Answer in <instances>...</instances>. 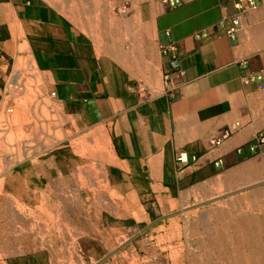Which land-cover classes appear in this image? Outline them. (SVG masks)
Instances as JSON below:
<instances>
[{
	"label": "crops",
	"instance_id": "0c3cea01",
	"mask_svg": "<svg viewBox=\"0 0 264 264\" xmlns=\"http://www.w3.org/2000/svg\"><path fill=\"white\" fill-rule=\"evenodd\" d=\"M132 1L147 3L139 8L150 23L152 45L142 53L139 42L131 59L100 52L69 20L85 15L48 0H0V45L22 32L54 101L109 131L115 156L108 159L106 179L119 193L165 194L167 201L197 209L244 193L243 237H264V145L249 150L264 130V0L243 11L234 7L236 0H183L175 8ZM234 17L240 28L231 39L220 25ZM214 26L209 38H195ZM172 42L186 73L173 96L163 86L168 59L161 53ZM236 122L239 132L211 148ZM180 151L190 165L176 162Z\"/></svg>",
	"mask_w": 264,
	"mask_h": 264
},
{
	"label": "rangeland",
	"instance_id": "374dc122",
	"mask_svg": "<svg viewBox=\"0 0 264 264\" xmlns=\"http://www.w3.org/2000/svg\"><path fill=\"white\" fill-rule=\"evenodd\" d=\"M48 1L62 10H74L77 14L85 15L70 17L69 20L96 44L100 52H109L111 57L131 59L136 56L139 42L142 53L152 45L150 23L144 16V9L140 12L139 8L141 5L143 8L147 6L145 1L140 6L132 0ZM124 7L126 10H123ZM23 37L24 34L20 32L16 40L0 45V113L4 107L10 109L12 90L22 91V96L32 90L38 96L32 107V115L42 117L40 123L46 125V130L40 136L21 142L2 135L0 171L10 168V173L21 181L32 173L34 176H49L51 173H60L64 177L72 175L75 183L72 186L66 183L62 187V194L69 195L72 190L75 192L82 182L93 190L89 191L90 196L100 194L101 200L95 201L103 206L99 209L91 202L88 207L77 208V212L89 213V218L77 221L64 217L67 208L63 202H59L61 207L54 214L59 217L56 227L61 231L45 232L43 238L37 237L29 242L9 238L5 245L0 244V264H264V237H243L246 231L244 193L226 195V199L223 201L220 198L222 202L213 208L197 209L199 205L191 202L167 201L165 194L119 193L117 187L109 184L106 179L108 159L115 156L109 131L103 125L86 122L82 115L69 112L54 101L33 61L27 42H21ZM17 60H22L19 79L15 77ZM12 103L14 107L15 103ZM0 129L6 132L1 119ZM38 138H41L39 142ZM18 147L23 150L20 154ZM82 150H85L87 158L94 152L101 153L105 157L104 162L88 159L79 164ZM20 161L24 162L21 164ZM34 161L40 163L43 170L32 171L30 163ZM74 161L76 163L72 166ZM46 182L49 184V179ZM81 232H84L83 235ZM70 243L75 248H71Z\"/></svg>",
	"mask_w": 264,
	"mask_h": 264
},
{
	"label": "bare ground",
	"instance_id": "6f19581e",
	"mask_svg": "<svg viewBox=\"0 0 264 264\" xmlns=\"http://www.w3.org/2000/svg\"><path fill=\"white\" fill-rule=\"evenodd\" d=\"M111 26V25H110ZM112 28V26H111ZM112 33V32H110ZM31 57V56H30ZM28 60V59H27ZM25 60V61H27ZM31 60V59H30ZM22 60L16 61V73L15 77L20 76V66ZM24 64V63H23ZM22 64V65H23ZM33 65V63L31 62ZM31 67V66H30ZM32 68V67H31ZM35 71V70H34ZM24 73V72H22ZM32 74V73H31ZM25 76V75H24ZM14 77V78H15ZM28 78V77H27ZM19 79V78H18ZM23 79V78H22ZM30 78L29 80H31ZM34 79V78H33ZM21 80V79H20ZM19 80V83L21 82ZM28 80V81H29ZM13 81V79H12ZM27 81V83H28ZM31 82V81H30ZM33 83V82H32ZM36 83V82H35ZM21 84V83H20ZM31 84V83H29ZM28 85V84H27ZM34 85V84H33ZM13 86V85H12ZM31 86V85H30ZM38 86V85H37ZM12 88V87H11ZM17 88V87H15ZM20 88V86H19ZM30 88V87H29ZM31 89V88H30ZM11 90V89H10ZM27 90V89H26ZM24 91V90H23ZM20 90H12L10 93L11 103L10 109H6L5 107L2 109L0 113V119L5 124L6 132H3L0 129V137L4 134L7 138L19 142L23 140H27L30 138H34L40 136L41 133H45V126L42 122L41 118L38 115H32V107L35 103V100L38 99V96L35 95L32 90L26 91L27 93L23 94ZM45 92V91H44ZM37 94V93H36ZM41 94V93H40ZM44 94V93H43ZM7 96H5L6 98ZM50 97V96H49ZM50 99V98H49ZM15 106L13 107V103ZM52 102V101H51ZM4 103V102H3ZM39 103V102H38ZM37 103V104H38ZM49 104V103H48ZM4 105V104H3ZM39 105V104H38ZM37 105V106H38ZM44 105V104H43ZM53 105V103H52ZM7 106V104L5 105ZM50 106V105H49ZM47 108H50V107ZM44 107V106H43ZM42 108V107H41ZM45 108V107H44ZM45 110V109H44ZM48 110V109H47ZM55 112V111H54ZM57 112V111H56ZM60 112V111H59ZM48 113V112H47ZM42 114V113H41ZM46 114V113H45ZM44 114V115H45ZM50 113H48L49 115ZM59 114V113H58ZM51 115V114H50ZM57 116V115H56ZM61 117V115H60ZM47 118V117H46ZM52 118V117H51ZM49 117V119H51ZM56 118V117H55ZM58 118V116H57ZM48 119V118H47ZM70 119V118H69ZM54 120V119H53ZM61 121V120H59ZM58 122V121H57ZM73 122V121H72ZM50 123V122H49ZM48 123V124H49ZM74 123V122H73ZM52 124H54L52 122ZM57 125V124H56ZM59 125V123H58ZM66 125V123H65ZM62 126V125H61ZM51 127V124L50 126ZM63 127V126H62ZM55 128V127H54ZM57 128V127H56ZM49 130V129H48ZM72 130V129H71ZM51 131V130H50ZM65 131V130H64ZM54 132V131H53ZM53 132H51L53 134ZM58 132V131H56ZM68 133V131H67ZM69 133H71L69 131ZM48 134V133H47ZM72 134V133H71ZM55 136V134H53ZM42 137V136H41ZM6 138V141H7ZM57 138V137H56ZM38 138V142H39ZM43 139V138H42ZM68 139V138H67ZM65 140V139H64ZM1 141V140H0ZM5 141V139H4ZM36 141V142H37ZM49 141V140H46ZM10 142V141H9ZM18 142V143H19ZM72 142V141H71ZM14 143V142H13ZM25 143V142H24ZM48 143V142H47ZM53 143V142H52ZM55 143V142H54ZM35 144V142H34ZM46 144V143H45ZM29 145V144H28ZM44 145V144H43ZM53 145V144H52ZM30 146V145H29ZM28 146V147H29ZM35 146V145H34ZM37 146V145H36ZM69 146V145H68ZM8 147V146H7ZM40 147V146H39ZM2 148V147H1ZM6 148V146L4 147ZM10 148V147H9ZM34 148V147H33ZM7 149V148H6ZM5 149V150H6ZM27 149V148H25ZM41 149V148H39ZM22 149L20 147L17 148L18 153ZM37 150V149H36ZM7 151V150H6ZM23 151V150H22ZM32 151V150H30ZM34 151V150H33ZM40 151V150H39ZM16 152V151H15ZM85 150L80 151L81 160L78 162L83 163L85 160L97 159L101 162H104L103 155L101 153H92L89 157H85ZM17 153V155H18ZM33 153V152H32ZM5 154V153H3ZM9 154V153H8ZM12 154V153H10ZM20 154V153H19ZM29 153H27L28 155ZM38 155V154H37ZM1 156V155H0ZM6 157V155H5ZM23 157V156H22ZM30 157V156H29ZM19 158V157H18ZM11 159V158H10ZM27 159V158H26ZM2 160V159H1ZM6 160V159H5ZM67 160V159H66ZM25 161V160H24ZM24 161H20L21 164ZM33 161V160H32ZM1 162V161H0ZM19 162V163H20ZM51 162V161H50ZM2 163V162H1ZM0 163V164H1ZM63 163V162H62ZM76 161L72 162V166L75 165ZM7 165V164H6ZM14 167V166H13ZM30 167L32 171L37 169H42V166L37 161L31 162ZM68 167V166H67ZM78 167V166H77ZM54 169V168H53ZM10 168H5L0 171V244L5 245L9 238H16L18 241H28L31 239H35L37 237H42L45 232L50 234L54 231V233L60 232L57 230V225L59 221V217L57 218L54 214V211L59 210V202H63L65 207L64 217L72 218L74 220H81L83 218H89V213L87 212H77V208L83 209V207L90 206L91 202L95 204L99 209L103 206L101 202H96L95 199L101 200L100 194H95L93 197L89 191L93 192V190H89V187L85 183H80L79 189L72 190L69 195L62 194L64 190L62 187L66 185L72 186L75 183V178L70 175L68 177H64L63 174H52L49 176H34L32 173L27 178H23L22 181L18 177H15L12 173H10ZM43 170V169H42ZM44 172V171H43ZM65 172V171H64ZM43 174V173H42ZM88 176V175H87ZM49 179V184H47L46 180ZM67 186V187H68ZM64 187V188H67ZM67 192V191H66ZM94 199V200H93ZM113 199V198H112ZM103 201V200H102ZM119 201V200H118ZM70 205H73L69 208ZM120 206V205H118ZM70 209V211L68 210ZM61 209V208H60ZM91 210V208H90ZM93 210V209H92ZM88 211V210H87ZM94 211V210H93ZM99 211V210H98ZM61 212V211H60ZM90 212V211H89ZM119 212V211H118ZM57 213V212H56ZM91 213V212H90ZM102 214V212H101ZM112 214V213H111ZM60 215V214H59ZM63 216V215H62ZM85 220V219H84ZM61 221V220H60ZM70 221V220H69ZM103 221V219H102ZM64 223V222H61ZM69 223V222H68ZM72 223V222H71ZM93 224V223H92ZM62 225V224H61ZM64 225V224H63ZM104 225V224H103ZM43 226H47L45 229ZM69 226V225H68ZM71 226V225H70ZM83 226V225H82ZM72 227V226H71ZM75 227V226H74ZM71 229V228H69ZM68 229V231H69ZM78 229V228H77ZM77 231V230H76ZM75 232V230H74ZM78 231L77 233H79ZM99 232V231H98ZM101 232V231H100ZM62 233V232H61ZM60 233V234H61ZM65 233V232H64ZM69 233V232H68ZM84 233V232H83ZM81 232V234L83 235ZM66 234V233H65ZM70 234V233H69ZM68 234V235H69ZM88 234V233H87ZM86 235V234H84ZM71 236V234H70ZM89 236V235H88ZM65 238V237H64ZM71 238V237H70ZM75 238V237H74ZM198 238V237H197ZM76 239V238H75ZM82 239V238H81ZM110 239V238H108ZM118 239V238H117ZM125 239V237H124ZM252 239V238H251ZM45 240V239H44ZM126 240V239H125ZM46 241V240H45ZM72 241V240H71ZM102 241V240H101ZM52 244V241H50ZM64 242V241H63ZM103 242V241H102ZM110 242V240H109ZM25 243V242H24ZM42 243V242H41ZM46 243V242H45ZM67 243V242H66ZM125 243V242H124ZM23 244V243H22ZM44 244V243H43ZM42 244V245H43ZM71 248L75 246H72ZM76 244V242H75ZM85 244V243H84ZM102 244V243H100ZM106 244V243H105ZM49 245V244H48ZM66 245V244H65ZM83 245V244H82ZM122 245V243L120 244ZM56 246V245H55ZM70 246V245H69ZM78 247V245H76ZM84 246V245H83ZM147 246V245H146ZM43 247V246H42ZM47 247V246H46ZM23 248V245H22ZM65 248V247H64ZM161 249H164L160 247ZM63 249V248H62ZM69 249V247H68ZM84 249V248H83ZM40 250V249H39ZM54 250V249H53ZM71 250V249H70ZM165 250V249H164ZM168 250V249H167ZM22 251V250H21ZM58 251V250H57ZM65 251V250H64ZM67 251V250H66ZM75 251V250H74ZM38 252V251H37ZM41 252V251H40ZM38 252V253H40ZM44 252V251H43ZM4 253V252H3ZM58 254V253H57ZM56 255V254H55ZM127 255V254H126ZM134 256V254H133ZM241 256V255H240ZM249 256V255H248ZM7 256H5L6 258ZM9 257V256H8ZM169 258V257H168ZM136 259V257H135ZM191 260V259H190ZM201 260V259H200ZM7 261V260H6ZM134 261V260H133ZM186 264V263H185Z\"/></svg>",
	"mask_w": 264,
	"mask_h": 264
},
{
	"label": "built area",
	"instance_id": "2783aa9c",
	"mask_svg": "<svg viewBox=\"0 0 264 264\" xmlns=\"http://www.w3.org/2000/svg\"><path fill=\"white\" fill-rule=\"evenodd\" d=\"M156 1L162 3L163 5L169 8H175L183 4V0H156ZM257 1L258 0H236L234 2V7L237 10H241V11L245 10L247 7L256 8ZM123 10H126L125 7L123 8ZM220 26L226 28V34L231 39H235L239 32L240 20L238 17H234L228 20L227 22H222ZM216 29L217 27L215 26L205 29L195 34V38L207 39L215 32ZM166 34L167 36L170 35L168 31L166 32ZM161 53L165 55L168 59L163 69V86L165 92L173 96L176 93V91L179 89V87L182 84L186 83V73L185 70L182 68L181 59L178 56L175 42H172L169 45L162 47ZM242 64L246 68L247 61H243ZM256 78L262 79V76L257 75ZM243 80L245 83H248L250 79L245 78ZM140 90L142 92H146L145 87H140ZM240 129H241V124L238 122L233 123L229 127L225 128L222 134L218 138H215L210 142L211 148L220 146L224 141L228 140L236 133H238ZM263 145H264V130L257 134L253 143L249 146V150L250 152L255 153ZM239 152H241L240 149ZM175 158H176V162L179 163L181 167H186L191 163V159L185 151L178 152ZM195 160H196L195 158L192 159V161Z\"/></svg>",
	"mask_w": 264,
	"mask_h": 264
}]
</instances>
